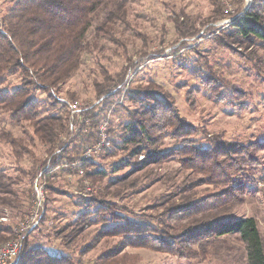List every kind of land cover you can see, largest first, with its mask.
I'll return each instance as SVG.
<instances>
[{
    "label": "trees",
    "instance_id": "1",
    "mask_svg": "<svg viewBox=\"0 0 264 264\" xmlns=\"http://www.w3.org/2000/svg\"><path fill=\"white\" fill-rule=\"evenodd\" d=\"M10 1L13 6L6 10L0 21V84L4 85L6 75H20L22 84L12 91H0V112L9 114L10 120L17 124L28 122L34 135L46 148L45 157L35 160L28 171L20 169V174L30 181L31 187L27 193L29 196L33 195V200L35 180L40 179L44 184L45 204L40 227L48 221L52 195L68 194L57 185L59 173H74L79 178L80 166L85 171V175L78 179L81 187L87 179L98 186L106 178L107 173L100 164L94 158L86 160L84 154L98 141V124L107 119L110 138L108 147L99 155L110 158L127 153L122 160L125 164H120L115 169L134 166L135 172L153 163L178 159L183 169L200 178L176 188L177 196L182 198L178 203L165 201L164 206H161L164 209L162 214L157 220H153L158 227L153 222L138 223L122 216L116 211V205L107 201L103 191L98 190L95 195L77 198L76 203L82 212L74 229L80 231L89 226L108 224L98 235V239L104 233L110 237L122 236L120 249L126 246L148 248L185 260H203L208 257L209 247L213 246L214 241L223 236L238 235L245 245L247 264H264V238L257 220L219 219V214L224 210L242 203L246 194L253 193L251 184H257L259 171L264 166V160L259 154L264 153V141L244 144L229 141L224 134H219L207 138L206 144L204 141L198 142L193 136L199 131L181 117L175 107V99L152 81L146 85H126L124 78L127 68L115 76L103 72L104 78L94 84L99 103L83 106V110L71 124L68 102L58 98L57 94L79 70L82 55L90 49L88 33L93 26L94 15L109 0ZM210 1L214 5L216 21L225 18L224 7L219 0ZM233 2L238 6L239 16L226 26H208L204 34L190 26L185 14L174 13L171 20L182 42L169 55L180 57L182 50L192 49L190 40L199 35L200 38L210 36L217 47L230 50L246 45L254 46L256 42L264 46L261 16L264 0H255L244 14H240L243 0ZM123 9L124 3H119L117 8L109 11L103 22L97 24L96 39L108 34L111 24L118 21L126 23ZM225 27L228 30L219 33ZM195 51L200 53L197 48ZM157 53L151 54L149 58L156 60L165 57L163 51ZM204 59L205 55L198 58L200 62ZM188 61L190 59L187 54L181 68L189 71L195 78H200L207 91L221 88L217 79L221 77L210 64L204 61L199 66L188 67ZM233 88L231 96L235 99L239 101L246 97L247 92ZM36 92L47 96L48 108L42 101L33 98ZM159 92L163 95L161 100ZM68 98L78 102L73 93L68 94ZM193 103L190 99L189 104ZM240 105L241 102L238 106L241 109ZM49 108L52 110L50 114L47 113ZM107 113L111 114L112 119L108 118ZM83 119L89 120L90 125L81 127ZM168 135L177 145L168 152H162L160 147ZM1 140L12 147L19 159L23 156L35 158L29 148L33 145V138L27 141L8 132L2 135ZM141 156L144 158L138 162L136 159ZM126 178L127 175L122 180ZM2 180L0 179V189L7 195L14 194L9 189L11 184L18 185L22 182L21 179L8 180L7 183ZM202 185L220 186L223 189L199 200L194 197L193 191ZM12 201V198L1 200L8 205H12ZM14 227L16 226L0 225V243L12 237ZM39 228L23 235L17 264H76L69 255L54 254L42 246L34 247L31 238ZM92 246L86 249H91ZM82 253L87 252L83 250ZM114 255L115 252L110 251L103 258L110 261ZM101 264H104L103 260Z\"/></svg>",
    "mask_w": 264,
    "mask_h": 264
},
{
    "label": "rangeland",
    "instance_id": "2",
    "mask_svg": "<svg viewBox=\"0 0 264 264\" xmlns=\"http://www.w3.org/2000/svg\"><path fill=\"white\" fill-rule=\"evenodd\" d=\"M235 8L237 4L228 0ZM245 1L241 8H244ZM220 2V1H218ZM124 3L122 13H125L126 23L118 21L111 24L109 33L99 39L95 37V28L103 22L109 11ZM13 6L10 0H0V21L6 10ZM210 0H109L95 15L93 26L88 33L90 49L82 55L79 70L61 87L57 97L71 103L68 94L77 96L80 106L96 105L95 82L104 78L103 72L111 76L121 74L127 68L124 78L126 85L149 82L167 92L175 99V107L181 117L194 125L199 131L193 136L198 142L206 144L212 135L224 134L225 139L247 144L249 142L264 141V46L256 42L254 46L246 45L227 49L217 47L212 37H198L190 40L192 49L182 50L180 57L170 56V52L179 47L182 40L172 22L174 13L181 12L188 17L190 26L195 30L206 32L210 25L226 26L227 18L216 21ZM251 8V7H250ZM249 8V9H250ZM248 9V10H249ZM224 23V24H223ZM228 28L219 30L223 33ZM198 38V39H197ZM179 41V43L176 41ZM194 40V41H192ZM196 47L199 54L196 53ZM163 51L165 57L151 60V54ZM189 55L188 67L199 66L207 62L221 78H217L221 88L207 91L200 78H195L189 71L181 68V64ZM200 55H205L204 61H199ZM197 61L194 63L193 61ZM4 85L0 84V91L14 90L21 86L20 75H6ZM230 87V88H229ZM233 87L247 92L241 100L231 96ZM159 99H163L161 92ZM191 96L189 98V96ZM122 94L121 103H123ZM36 100L47 106L49 99L45 94L36 92ZM193 100V105L189 100ZM241 102V109L238 108ZM47 113L52 110L47 109ZM112 119L111 114L107 113ZM114 118V117H113ZM90 124V122H89ZM110 130V126H109ZM11 133L16 138L34 139L30 150L32 156L16 157L12 147L2 142L3 134ZM174 139L166 136L160 149L168 152L176 147ZM46 148L34 135L28 122L17 124L10 120L9 114L0 112V179H21L18 185L11 184L13 195H7L0 189V219L8 218L5 225H18L31 210L33 195L27 191L31 187L26 176L20 174V169L28 171L35 160L45 157ZM127 154V153H126ZM120 153L114 157L98 155L96 162L107 173L106 178L94 186L91 180L84 181L81 187L74 173H59L57 185L68 192L67 195H52L49 204L48 221L38 226L32 235L34 247L42 246L54 254L71 256L76 264H247L245 245L238 235L223 236L209 247V255L203 260L179 259L167 253H160L148 248L126 246L120 249L123 237L105 236L98 239L108 224L89 226L77 231L75 222L78 220L81 208L77 205L78 197L95 195L102 190L107 201L116 205V211L122 216L135 222H153L162 214L161 206L165 201L180 202L177 187L200 178L191 171L183 169L178 159L164 160L160 163L148 165L145 169L133 171L134 166H123L115 169L126 156ZM264 160V153H259ZM144 156L136 159L138 162ZM140 169V168H139ZM257 184H251L253 193L246 194L240 204L230 206L219 214V219L254 218L258 222L260 232L264 238V166L259 171ZM127 178L123 181V177ZM5 179H4V178ZM2 180V181H3ZM122 180V181H120ZM86 182L91 189L86 191ZM223 188L213 185H202L193 192L197 199H204L220 192ZM12 198V205L3 204L1 200ZM167 206V205H166ZM165 206V207H166ZM29 211V212H28ZM158 227L157 223H154ZM93 245L91 249H86ZM86 250V254H83ZM114 251L116 255L109 260L104 254Z\"/></svg>",
    "mask_w": 264,
    "mask_h": 264
},
{
    "label": "built area",
    "instance_id": "3",
    "mask_svg": "<svg viewBox=\"0 0 264 264\" xmlns=\"http://www.w3.org/2000/svg\"><path fill=\"white\" fill-rule=\"evenodd\" d=\"M222 6L224 7L223 13L226 20L225 25L229 24L233 18L239 16L237 12V8L233 6L228 0H219ZM255 0H246L245 6L242 8L240 14H244L247 11ZM262 23L264 25V9L261 12ZM224 24V23H223ZM69 110L71 111V124H73L74 120L77 118L79 113L83 110V106H80L78 102L69 103ZM89 120L83 119L81 123V127H86L89 124ZM72 129L74 126L71 125ZM97 136L98 141L91 147H89L85 154L84 158L86 160L92 159L98 156L105 148L108 147V140L110 138L109 133V121L107 119H103L97 126ZM79 176L82 177L85 175V171L78 166ZM88 182H86V191L90 192V188L88 187ZM35 199L33 200L32 207L27 217L22 220L16 227L13 229L12 237L4 243H0V264H17L21 248H22V239L23 235L34 230L40 225V220L44 213V204H45V189L44 184L40 182V179L35 180ZM2 223L8 222L7 217H3L0 219Z\"/></svg>",
    "mask_w": 264,
    "mask_h": 264
}]
</instances>
